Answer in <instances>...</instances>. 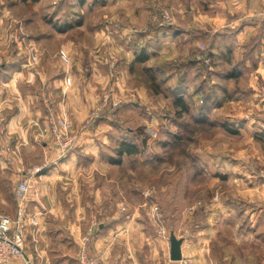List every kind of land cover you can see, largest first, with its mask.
Returning <instances> with one entry per match:
<instances>
[{"label": "rangeland", "instance_id": "obj_1", "mask_svg": "<svg viewBox=\"0 0 264 264\" xmlns=\"http://www.w3.org/2000/svg\"><path fill=\"white\" fill-rule=\"evenodd\" d=\"M93 4L97 5L93 7ZM203 13L206 16L202 15ZM231 14L237 18L238 24L254 18H259L264 23V0H0V75L7 72L6 77L2 78L7 81L9 74L14 72L17 74L14 80L17 83L23 84L25 77L29 78L31 83H34L35 79H38V83L45 82L46 78L43 74L49 73L47 77L51 78L63 66L72 62V65L78 63V67L82 70L83 57L86 55L85 57L88 58L90 54L89 56L92 57L89 61L90 68L94 66L99 72L106 71L107 78L105 88L103 87L98 93L95 88L92 90L94 110L103 100L106 101V108L105 112L90 125H86L87 120H85L77 127H80L82 133L86 131L85 133L102 136L101 141L104 140L105 132L109 129H116L123 136L127 133V127L128 129L130 127L135 137L132 141L140 146L138 156L130 155L117 167H108V169L100 165L109 158L117 157L115 150L118 144L113 143L112 152L105 151L107 155L103 153L94 160H90L82 151L76 161L81 169L73 172L65 171L64 186L59 185L57 181H54L49 188L44 186L45 196L59 200L68 212H78L79 226L85 220L86 223L88 222L86 215L97 213V222H102L105 215L118 212L119 215L127 213L129 217L131 216L128 219L129 226L135 229L143 226L145 227L143 230L152 235L148 230L158 226L163 232L165 224L162 214L167 213L173 206L171 197L175 187H178L177 200L184 196V190L185 194L187 193L186 198L180 200L178 209H183L184 203L191 205L197 202L200 205L201 200H206L207 194L210 196L212 192L216 194V189H212L211 192L206 187L211 172L215 169L216 161L222 160L220 163L232 165L236 158V162L244 161L248 167L252 161L248 155L243 154L244 150L254 151L261 147L264 151V139L251 140L227 132L220 135L217 133V130H220L216 126L217 120L213 126L194 122L196 109L203 101L202 93L195 92V86L197 83H204L207 89L212 80H215L213 77L210 79L207 76L202 77L201 73L199 74L202 69L198 71L192 69L185 75L186 80L191 84L188 92L192 90L194 94L193 106L189 104V113L181 115L178 119L174 117L177 109L172 106L170 93L152 95L149 77L143 73L141 67H135L128 73V81L129 83L132 81L134 87L130 84L129 89L126 90L124 84L126 82L123 80L122 85H116V81L120 78L124 53L128 51L133 55V51L141 46L144 40L154 43L156 52L148 64L149 66L155 64V68L159 67L163 70L160 79L165 81L161 85L169 81L172 70L176 69L179 75L184 74V64L190 58L198 62L200 68L210 67L212 70L210 62L204 64L197 60V57H206L204 48L208 40L200 42L196 40L198 43L195 44L190 42L191 34L197 31L196 28L202 27L210 30L209 32L217 30L220 24H225L224 22L231 18ZM206 17L213 18L209 21L210 25ZM76 22L80 25L72 26L67 32L64 30L66 24L75 25ZM85 60L88 62V59ZM246 63L256 73L253 76L255 82L264 87L259 73V70L264 68V57L250 58ZM179 75L170 84L177 83ZM140 87L143 88L145 99L149 96L152 98L150 103L154 108L148 102V105L145 103L140 106L137 112H131L133 116L143 115L144 119H147L143 127H136L133 122L128 125L121 123L116 115L117 112L127 100L140 102V97L135 94ZM205 91H202L203 94ZM50 101L54 113L56 103L52 98ZM113 104L118 106L114 112H111L112 121L106 120L107 123H101L102 117L107 116L113 109ZM69 125L65 137L72 141L71 134H76V130L74 124ZM44 126L47 137L43 140L32 138L38 140L35 141L33 155L31 153L26 157L24 154L19 156L23 160L22 164H26L19 171L20 173L2 179L0 194L5 203H2L4 208L0 207V210L10 216H14L16 210V203H12L10 198L16 183L22 179H30L33 180L34 187L35 184L39 186L37 178L50 179L49 175L54 169L52 164L56 165L62 160L56 157L57 142L51 134L49 119ZM150 132L154 133V137ZM124 139L126 140L127 137ZM143 140L145 145L141 147ZM7 141V146H10L11 140ZM204 152L213 155L206 160L202 158ZM240 154L243 155L239 157ZM6 156L8 157V154ZM256 158L264 160V152L262 158L259 154ZM44 163L46 166L43 170L34 175L28 174L29 170L38 168ZM145 166L148 170L143 168ZM257 171V175L260 172L264 173L263 168ZM58 174H62V171H56L54 176ZM193 181L197 183V189L191 194ZM44 188L40 185L39 192ZM67 193L70 194L68 199ZM147 197H151L150 203L146 201ZM94 198H97V201H94ZM152 202L156 207L153 208ZM147 214L152 216L148 217ZM115 221L120 223L123 220ZM172 225L170 224V227ZM85 227L87 228V224ZM182 228L183 225H178V229ZM97 229L98 227L96 231ZM33 230L32 227L28 229L30 233ZM163 233L157 235L159 239L155 238L159 245L161 262L166 259L164 246L168 237ZM68 239L73 243L69 236L62 238L63 243H68ZM30 242L32 238L26 233L24 248L29 246ZM55 243L52 246H55ZM245 247L248 248L247 245ZM76 262L79 264L77 258Z\"/></svg>", "mask_w": 264, "mask_h": 264}, {"label": "crops", "instance_id": "obj_2", "mask_svg": "<svg viewBox=\"0 0 264 264\" xmlns=\"http://www.w3.org/2000/svg\"><path fill=\"white\" fill-rule=\"evenodd\" d=\"M202 15L206 16L204 13ZM230 16L231 18L226 20L225 24H220L221 26L219 25L217 30L209 32L210 30L205 27L196 28L204 34L214 35L216 49L214 48L212 52L215 56L220 55L219 58H222L227 54L220 46L223 44L224 47H229L234 64H242V67L238 68L241 75L238 74L239 77L236 80L225 78V72L230 71L229 66L221 63L216 68L214 84L221 86L229 93L230 99L222 106L212 110L209 119L213 125L217 120L216 126L220 130L216 128L220 135L227 132L237 137H248L251 140L264 139V87L255 82L253 76L256 73L246 63L250 58L264 57V23L259 18H254L238 24L237 18L232 14ZM212 19L206 17L208 25ZM236 28H239L236 32H228ZM259 35L260 37H258ZM196 40L192 37L190 42L197 44ZM236 44L239 45L235 48ZM89 55L88 58L85 57L86 55L83 57L82 70L78 67V63L72 65V62L67 64V67L63 66L51 78H48L49 73L45 72L47 73L43 74L46 78L45 82L38 83V79H35L34 83H31V80L25 77V82L21 84L14 81L17 75L14 72L9 74L7 81L2 78L6 77L7 72L0 75V124L2 126H0V187L2 179L8 176L14 177L26 165L22 164L23 160L19 156L24 154L26 157L31 153L33 155L34 144L38 140H32V138L43 140L47 137L44 124L46 125L50 115L44 106V98H52L55 101L53 117L74 124L75 128H73L76 130V134H71L73 145L65 158L61 160L58 149H56V157L61 161L56 165L52 164L54 169L49 175L50 179L37 178V183L43 188L44 186L51 187L54 181L64 186L65 171L73 172L81 169L76 161L82 151L83 154L88 155L90 160H94L103 153L107 155L105 151L112 152L113 143L119 144L126 137L135 138L130 127L129 129L127 127V133L123 136L116 129L107 130L103 141H101L102 136L85 133L86 131L82 133L79 130L80 127H77L79 123L90 116L94 108L92 90L95 88L98 93L103 87L105 88L107 79L106 71L101 70V74L94 66L90 68L89 61L92 57ZM85 59H88V62ZM122 59L121 79L116 81V85L120 86L123 80L126 82L123 83L128 90L130 84L133 86L132 81L130 83L128 81L133 55L126 51ZM263 69L259 70L260 75ZM135 94L140 97V102L134 103L132 100H127L116 115L121 123L128 125L133 122L136 127H143L147 119L145 120L143 115L140 116L141 118L139 115L133 116L131 112H137L140 106L142 107L145 103L148 105L152 98L149 96L145 99L141 87ZM149 105L154 108L151 103ZM102 120L101 123H107L108 119L102 117ZM155 121L153 122L155 123ZM9 139L11 140L10 146H7ZM263 152L261 147L254 151L244 150L243 154L248 155L252 161L248 167L244 161L236 162V158H233L232 165L220 163L222 160L216 161L210 181L206 184L211 192L212 189H216V194L212 192V196L207 199L201 209L197 202L191 205L184 203L183 209H178L180 200L186 198L187 193L185 194L184 190V196L182 195L177 200L176 189L178 187H175L171 197L173 206L167 213H164L165 215L162 214L165 224L164 233L155 224L156 228L148 230L152 235L144 231L145 227L143 226L137 228L138 230L129 226L128 219L131 216L129 217L127 213L119 215L118 212H112L105 215L104 220L98 222V229L88 247L89 254L95 259V264H264V181L257 175V170L264 169V160L256 158L258 154L262 158ZM243 154H240L239 157ZM210 155L213 154L204 152L202 158L209 160ZM126 158H128L127 155H122L120 163ZM109 160L112 159L105 160V163L100 167L104 166L105 169L117 167ZM143 168L148 170L146 166ZM56 171H62V174L54 176ZM54 178L57 180H53ZM35 185L34 187L32 180L34 190L32 189L29 195L27 208L30 212H35L38 215V226L29 233L32 242L23 250L25 258L30 264H77L76 253L81 238L87 233L89 220L92 217L96 218L97 213L86 215L88 222L86 223L85 220L79 226L78 212L66 211L59 200L43 194L45 188L39 192L40 185ZM191 185H193L192 194L197 189V183L193 181ZM186 190L188 191L187 188ZM10 195L12 203L15 202L13 194L10 193ZM94 195L96 196V194ZM66 197L68 199L70 194L67 193ZM2 198L0 194V207L4 208L2 203L5 201ZM96 199L94 198V201H97ZM147 200L150 203L151 197H147ZM152 206L156 207L153 202ZM147 215L148 217L152 216L151 214ZM116 219L123 221L118 223L115 221ZM179 222L180 224H178ZM170 224L173 225L170 227ZM178 225H183L184 228L180 230ZM159 233L168 236L166 237V246H164L166 259L163 262L160 259L158 242L155 241ZM171 233L177 239H182V259L178 262L169 260L168 240ZM67 236L71 237L73 243H70L69 239L68 243H63L62 238L65 239ZM54 242H56L55 246H52ZM11 264L28 263L18 259Z\"/></svg>", "mask_w": 264, "mask_h": 264}, {"label": "trees", "instance_id": "obj_3", "mask_svg": "<svg viewBox=\"0 0 264 264\" xmlns=\"http://www.w3.org/2000/svg\"><path fill=\"white\" fill-rule=\"evenodd\" d=\"M24 1H27V0H24ZM96 5L97 4H93V7H95ZM79 25H80L79 22L78 23L76 22L75 25L66 24V28L64 30L67 32L68 30H70L72 26L74 27V26H79ZM237 29L239 28H236L233 31H228V30L227 31L230 33H234L237 31ZM191 35L194 39H197L199 41L208 40L207 44H205L204 56L210 59V63H211L210 65L213 67L212 70L210 67L206 69L200 68L198 62L190 58V59H187L186 63L184 64V68H185V71L183 72L184 74L179 75L176 69L172 70L171 74H169L170 75L169 76L170 79L168 78L169 81L161 85V83L165 81L164 79L163 80L160 79L161 74H163L162 73L163 70H161L159 67L155 68V64H153L152 66H149L148 64L149 61H151L153 54L156 52L154 50L155 48L154 43L144 40L143 44L141 46H138L133 51V63H132V67H130V70H133L135 67H141L143 69V73H145L149 77V81H150L149 83L151 85L150 92L152 93V95L154 96L159 95V94H162L163 92L170 93L172 106L177 109L176 112L174 113L175 119L181 118V115L189 113L190 105L193 106L192 104H193L194 94L192 93V90L190 93L188 92L191 84L185 78L187 71H191L192 69H196L198 71L199 69H202V71H199V74L201 73L202 77L207 76L208 79H210V77H213V78L216 77L217 71L215 70L222 63L223 65H227L230 68V71L228 73L225 72L224 74L226 79L236 80L239 77V75H241L238 72L239 70L238 68H241L242 64L241 63L234 64V61L232 60L230 56L231 51L229 47L227 46L224 47V45H220L224 48L227 54H225L222 58H219L220 55L215 56L212 52L214 48L216 49L214 35L204 34L198 30L196 32H193V34ZM258 37H260V35ZM178 75H179V78H178L177 83L170 84L171 81H174ZM198 91L202 93L203 101L201 105L198 106L196 109L197 115L195 116L194 122L200 123V124H208V125L213 126L212 121L209 119V115L211 111L222 106L224 102L230 99V95L221 86L214 84L213 80L207 89H205L204 83H197V86H195V92H198ZM202 91L203 92L205 91V94H203ZM130 139L131 140H128L127 138L126 140H123L122 142L118 144V147L115 150L117 157L111 158L112 160H109L111 164L113 165L120 164V161H121L120 159L122 155L130 156V155L140 153V146H138V144H135V142L132 141L133 137H130ZM144 145H145V140L141 141V147H143ZM194 196H197V195H194ZM209 197L210 195L207 194L206 200L205 201L201 200V203L199 205L201 206L200 209L202 208V206L205 204V202L207 201Z\"/></svg>", "mask_w": 264, "mask_h": 264}, {"label": "built area", "instance_id": "obj_4", "mask_svg": "<svg viewBox=\"0 0 264 264\" xmlns=\"http://www.w3.org/2000/svg\"><path fill=\"white\" fill-rule=\"evenodd\" d=\"M197 60L202 61L204 64H209L210 59L207 57H197ZM261 81L264 82V69L261 72ZM50 99L44 98V106L49 113L50 131L57 142V149L59 152V158L66 157L68 150L72 147L73 142L66 139V133L70 127L69 123L63 119H55L51 109ZM106 101H102L100 104L93 108L90 116L86 119V125H90L91 122L98 119L101 113L105 112ZM116 106L113 104V109L110 110L106 119L112 121L111 112H114ZM114 117V116H113ZM88 127V126H86ZM154 137V133L150 132ZM45 163L33 170H29L28 174L34 175L45 168ZM258 177L264 181V173L260 172ZM32 191V181L30 179H22L18 181L13 190V197L16 203V210L14 216H10L0 210V264H11L14 260H23L30 264L24 255V235L30 233L28 229L30 227L35 228L38 225V215L35 212H30L27 208L28 198ZM159 216V215H158ZM98 222L95 217H92L87 228V233L81 238L79 250L77 254V261L79 264H95V259L89 254L90 238L96 232Z\"/></svg>", "mask_w": 264, "mask_h": 264}, {"label": "water", "instance_id": "obj_5", "mask_svg": "<svg viewBox=\"0 0 264 264\" xmlns=\"http://www.w3.org/2000/svg\"><path fill=\"white\" fill-rule=\"evenodd\" d=\"M169 260L172 262H178L182 259L181 244L182 239H177L173 233L169 235Z\"/></svg>", "mask_w": 264, "mask_h": 264}]
</instances>
